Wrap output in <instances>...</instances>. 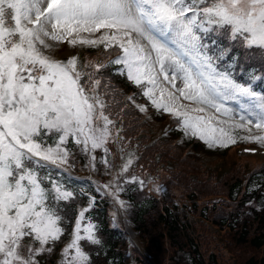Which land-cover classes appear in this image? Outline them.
<instances>
[{"label": "snow or ice", "instance_id": "obj_1", "mask_svg": "<svg viewBox=\"0 0 264 264\" xmlns=\"http://www.w3.org/2000/svg\"><path fill=\"white\" fill-rule=\"evenodd\" d=\"M65 42L117 47L120 55L109 64L144 87L152 106L177 118L186 136L210 148L238 140L264 146V90L253 87L264 78L252 73L240 82L234 65L220 64L237 45L264 53V0H0V264H40L38 257L64 236L59 204L76 193L48 169L68 163L70 139L85 153L109 151L114 122L105 114L101 81L82 71L76 56L46 54ZM161 76L171 91L160 87ZM181 97L200 107L189 111ZM208 109L218 115L194 114ZM241 129L249 134L237 137ZM131 164L130 158L122 172ZM90 206L77 214L60 264H92L85 245L101 240Z\"/></svg>", "mask_w": 264, "mask_h": 264}, {"label": "trees", "instance_id": "obj_2", "mask_svg": "<svg viewBox=\"0 0 264 264\" xmlns=\"http://www.w3.org/2000/svg\"><path fill=\"white\" fill-rule=\"evenodd\" d=\"M220 44H223L222 40ZM115 48L117 47L106 50L100 45L87 46L85 50L90 52L102 49L103 53H109ZM110 60L113 59L109 58L102 64L108 66L99 72L93 67L81 70L93 72L94 78L101 81L98 91L106 104V115L114 122L110 126L113 134L117 137L120 133L128 136L134 148L138 147L136 156L139 160H145V164L152 165L153 168H156L157 162L162 173L166 169L167 174L173 175V180L178 179L182 197L166 195L163 190L159 193L149 191L147 195L131 203L130 199L138 195L140 190L129 185L126 193L121 188V192L128 196V211L133 225L150 250L148 255L132 246L134 253L126 254V231L119 226H112L108 220V210L112 206L109 194L95 188L91 182L78 181L50 167L48 171L52 172L55 179L59 178L70 184L71 190L76 194L73 199L59 204L66 231L61 241L55 243L52 252L38 257L40 264L53 263L58 247L71 233L72 220L82 209L90 206V194L93 195L94 202L91 203L87 216L97 225V234L101 240L100 245H90L88 249L92 264H221L223 261H218L216 250L206 245L207 238L209 241L214 239L215 243L212 245L220 255L228 254L234 249L233 254L236 250V258L240 264H264V161L250 169L241 168L242 164L231 163L230 168L221 172L218 178H212L215 174L197 154V150L204 146L203 141L190 136L192 147L186 150L182 143L176 142L178 128H174L175 126L169 129V135L151 137L147 118L133 102L132 96L138 94L143 97L155 114H163L164 111L152 106L151 101L143 95V87L129 81L126 74H117L118 66L109 64ZM220 64L222 70L230 64L234 65L231 71L240 82H246L252 73L264 78V53L259 51L249 52L237 45ZM142 83L144 85L145 81ZM253 87L264 90V81H253ZM176 122L178 123L177 118ZM69 143L73 145L71 139ZM71 153L75 154L69 156L68 163L76 169H93L99 175H105V172L96 167L102 169L99 165L102 160L101 151L98 149L93 154L96 165L88 153L82 152L80 155L74 150ZM213 187L220 190H213ZM212 192H220L226 196L207 198ZM251 201H256L259 205L255 206ZM223 228L228 236L226 240L222 236ZM245 244L259 249V253L245 252ZM160 250H166L168 256L163 255Z\"/></svg>", "mask_w": 264, "mask_h": 264}, {"label": "rangeland", "instance_id": "obj_3", "mask_svg": "<svg viewBox=\"0 0 264 264\" xmlns=\"http://www.w3.org/2000/svg\"><path fill=\"white\" fill-rule=\"evenodd\" d=\"M96 35H99V33H97ZM76 47L75 46H70L68 45L66 42L64 43H60V44H56L55 47H53L52 49L46 50V54L52 56L53 58H59V55L61 54H67L70 53V55H72L75 51ZM113 52V51H112ZM80 57H81V62H80V58L78 59V64L80 66L84 67L85 65H88V67H93L95 64H98V57L102 56V52L99 50H95L93 52H87L84 50V48L80 49ZM118 55H120V51L114 53L113 55V59H115ZM120 67V66H118ZM117 67V68H118ZM82 69V68H81ZM159 83H160V87L161 88H168L170 91L171 89V85L168 84L167 82H165L163 80V77L161 76L159 79ZM177 87H181L182 84L179 80L176 81ZM145 87L149 86L147 84V82L144 84ZM144 90V87H143ZM154 95L156 96V98H160V91L159 89H157L154 92ZM164 99H167V94L165 93ZM179 103L185 105L186 108H188L189 111H191V109L196 108V107H200V105H197L193 102L190 101H186L184 100L182 97L180 98ZM231 106H235L234 102H230ZM167 113V112H166ZM107 114V113H105ZM157 116H161L159 113H157ZM168 114H171L168 112ZM202 115L205 116H211V115H218L215 113V111L213 109H208L206 111V113H200ZM116 113L114 115V117H116ZM221 119H223V117H221ZM176 121L174 120V122L172 121V124H174ZM162 120H153V129L154 131L159 130L162 124ZM213 123H215V121H213ZM252 127V134H261L259 130L255 129L254 126H250ZM175 128H178L179 133L184 137V138H189L190 139V135L186 136L184 134V132L180 129L178 123L175 125ZM116 129V128H115ZM111 130V141H108V153L107 155L105 154L103 149H98V151H101V164H99L101 166L102 169H100L98 166L97 169H99L101 172H105V175L102 177V179H100V181H102V185H108L109 187H107V189L109 191H112V195H114L116 193V190L122 188L123 191H125L127 193V188L129 187V185H133L135 187H138L137 189L140 190L138 195H134L138 196L137 198H132L130 199L131 203H133L136 199L142 198L143 196L147 195V193L149 191L152 192H156L159 193L163 190V192L166 193V195L169 194H175L178 195L180 197L182 192L180 187H178V179L177 180H173L171 175L162 173L159 169H155L153 168V166H149L146 163L145 160H139L137 158V148L132 145V143L129 141L128 136H123V134H119V136H115L113 134L112 129ZM237 137L242 136V135H248L249 133L246 130H236L234 133ZM54 139H50L47 141L48 144H52L54 142ZM238 141H242V140H238ZM73 145L67 144V148L69 150V153L71 156H73V154L75 153H71V150L74 151H78L80 155H82V152L84 153V151L81 150V146L79 145H75L74 143H72ZM207 151H203L205 152V155H207L206 157V161L209 164H206L209 169H211L213 171V175L215 174V177H212L214 179L218 178L219 175L221 174V172H225V170H228L231 166V163H235V164H242L241 168H247L250 169L251 167L261 163V161H264V153L262 154H244V155H240L237 154L235 152L234 148H229L226 149V151L222 154L217 155V153H219V151H223V148L220 147H209L207 144L204 143L203 146ZM201 147V148H203ZM93 155V153H92ZM91 155V156H92ZM73 158V157H72ZM131 158L132 160V164L128 167V170L126 172H122V167L123 165ZM107 159L108 163L105 164L103 161ZM94 165H96L95 160L93 161ZM150 163V162H149ZM157 163V162H156ZM155 163V164H156ZM151 164V163H150ZM93 178H95L93 175L91 176ZM53 178L55 179V176H53ZM132 178H136V181L133 182ZM96 179V178H95ZM139 181H143V185H141L139 183ZM188 181V180H187ZM192 183V181H189ZM75 184V182H73ZM162 183V184H161ZM69 188L70 184L66 183ZM106 188V187H105ZM213 190H220L218 187H213ZM211 189V190H212ZM172 197V196H171ZM120 201H122V199H118L117 203H120ZM251 203L255 206L259 205V203H257L256 201H251ZM60 210V208H59ZM61 214V211H60ZM62 215V214H61ZM63 216V215H62ZM76 219V217H75ZM115 219H117V217L115 216ZM75 223V221H74ZM224 230V231H223ZM222 230V236L226 239H228L227 234L225 233V228H223ZM72 233V231H71ZM71 233L69 234L68 238L64 239L62 245L59 248L58 254L56 255V257L53 260L52 264H60V260H61V251L64 248L65 244L70 240L71 238ZM99 237V236H98ZM219 240V239H218ZM57 243V242H56ZM206 245H208L209 247H213L218 256L217 259L218 261H223L225 264H240L239 260L236 258V250L234 251L233 254V250H231L230 253H225V254H219V252L217 251V249L212 245L213 243H215L214 239L212 240H208V238L206 239ZM219 244H221L219 242ZM90 248V245L85 246V250L88 251V249ZM245 252H252V251H257L259 253V249L256 250L255 247L245 244ZM161 253L163 255L168 256V252L166 250H160ZM160 253V254H161ZM45 255H48L49 253H44ZM159 254V253H158ZM161 254V255H162ZM160 256V255H159ZM161 257V256H160ZM235 258V260H234ZM221 264H224V263ZM241 262V261H240Z\"/></svg>", "mask_w": 264, "mask_h": 264}]
</instances>
